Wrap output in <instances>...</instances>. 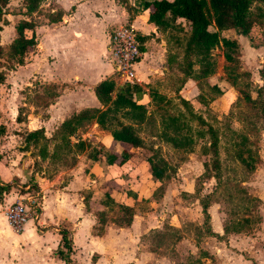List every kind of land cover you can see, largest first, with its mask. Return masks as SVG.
I'll return each instance as SVG.
<instances>
[{"label": "crops", "instance_id": "crops-1", "mask_svg": "<svg viewBox=\"0 0 264 264\" xmlns=\"http://www.w3.org/2000/svg\"><path fill=\"white\" fill-rule=\"evenodd\" d=\"M52 3L54 8L49 12L58 10L61 16L59 20L50 22L44 14L45 24H35L34 47H40L38 53L30 56V62L17 64L11 71L10 75H15L16 81H10L9 74L5 72L4 81L0 84V125L4 127L0 134V184L9 185V190L0 199V207L6 208L14 200L35 191L41 196L37 222L28 220L20 231L15 232L6 219L3 221L1 218L0 264H65L54 253L60 246V230H66L70 245L66 264H167V255L158 253L161 247L156 244L151 247L144 240L146 231H143L142 225L135 227L131 221L128 226L120 227L106 221L97 232L96 215L84 206L83 198L87 194L90 200L95 201L96 197L102 199L103 185L109 180L119 186L127 185L126 176L131 172L125 175L121 166H126L129 159L120 166L108 165L102 156L93 161L80 153L76 154L72 165L45 174L47 161L38 171L33 167L29 152L19 150V129L28 131L42 127L44 135L50 137L57 125L71 113L85 107H98L93 94L94 85L105 78L118 82L105 53L108 34L119 26L129 24L144 37L142 56L134 67L139 85L148 84L166 69L162 65L165 42L158 39L159 33L148 22L147 9L129 15L121 0H52ZM237 36L240 35L233 37L236 39ZM27 77L36 79L43 86L55 88L57 95L46 106L31 105L29 86L35 84L25 80ZM24 88L27 92L23 91ZM20 106L26 107L24 119L16 121ZM13 124L17 127L16 131H10ZM92 125L97 126L93 122ZM88 136L96 138L92 133ZM113 170L120 172L114 173ZM30 185H34V189H30ZM18 187L24 191L14 192ZM117 188L114 186L109 193L114 202L125 200L134 205L133 196L141 194L137 192L138 187L131 185L124 186L126 190L123 192H118ZM252 193L263 205L262 191L255 189ZM116 196L119 198L116 199ZM258 214L261 215L259 211ZM210 215L213 221L212 212ZM211 231L220 235L223 225L211 224ZM246 233L242 230L229 232L226 241L217 242L216 251L224 243L228 254H233L232 264H264V245L259 248L256 244L257 241H264V221L260 232H257L259 237ZM213 239L210 236V240ZM244 240L245 243L250 241V244L247 243L249 250L242 249ZM233 249L247 252L248 259H244L240 252L231 251ZM217 257L214 255L216 260Z\"/></svg>", "mask_w": 264, "mask_h": 264}, {"label": "trees", "instance_id": "trees-1", "mask_svg": "<svg viewBox=\"0 0 264 264\" xmlns=\"http://www.w3.org/2000/svg\"><path fill=\"white\" fill-rule=\"evenodd\" d=\"M10 0H0V32L2 25L6 23L4 19V7ZM41 0H24L23 7L26 15L31 16L40 8ZM141 9H147L148 22L152 23L158 33H168L177 31L183 33V37L175 38L181 44V62L178 70L181 75H177L172 81L173 97H167L157 91L154 87H148L147 92L144 87L137 83L124 82L116 85L112 79L105 78L97 82L93 87V94L98 102V107H85L77 112H73L65 117L53 130L50 137L44 135L42 127L33 130H23L20 132L21 143L19 150L29 152L33 158V167L41 170L40 163L45 161L46 172H54L57 168L67 167L74 163L76 154L83 153L90 160H97L100 156L104 157L106 164H116L118 166L125 163L131 156L130 149L145 148L146 143L141 135L145 126L154 129L157 137L176 150L184 152L190 151L194 143L193 135L202 137L207 135V143L201 148V154L208 156L202 162L203 168L210 172L206 173L207 178H213L216 184L222 175V164L219 158L220 134L217 128L208 124L204 118L193 111L190 103L179 95V91L187 79L196 82L199 91L202 89V80L214 72L215 60L211 55V50L219 44L222 46L223 59L231 63L233 67L239 64V44L234 37L220 35L221 31L232 30L235 35H240L253 43V31L255 28L261 30L264 25V0H141ZM50 22L59 20L61 12L58 10L47 13ZM213 26L214 29H209ZM15 35L8 46L7 57L14 59L16 64L22 65L27 62L26 55L28 50L36 44L35 23L31 19H20L14 26ZM142 42L144 37L139 36ZM262 43V41H260ZM167 43H165V46ZM261 45V44H260ZM255 46V45H254ZM143 51V47H140ZM3 48L0 44V58ZM170 62V59L166 60ZM11 68V67H10ZM228 75L231 77V85L237 87V74L229 69ZM239 75L248 76V71L241 72ZM260 84L254 86V96L245 88L249 87L251 81H243L244 88H237L244 102L253 109L252 115L260 123L253 127L255 130L264 134V57L258 69ZM5 78L4 72L0 69V84ZM46 86V91L42 93L41 106L46 104L57 95L56 89ZM49 87V88H48ZM48 88V90H47ZM52 91H51V90ZM213 93H218L219 89L215 85H210ZM52 92V93H51ZM149 96V105L153 110L148 109V104L142 102L144 94ZM50 94V95H49ZM176 100V102H174ZM198 100L204 103L203 96L198 94ZM32 101H29V103ZM35 105V104H34ZM36 106V105H35ZM25 108L20 106L15 120L24 119ZM95 123L101 130L109 133L113 143L122 145L119 152L107 148L100 142L91 143L86 139L76 137V132L88 123ZM195 123L198 128L193 130L191 123ZM4 127L0 125V134ZM255 132V131H254ZM258 132V131H257ZM239 137L238 143L242 149L235 151L236 160L248 167L249 171L254 169L255 162L252 158V149L249 146V136L244 133H234ZM51 143V145H49ZM50 146V147H49ZM127 147V148H126ZM150 155L144 158L147 164V172L155 187L152 195L159 198L164 188V182L171 178L173 167L166 161L160 153L159 147L148 146ZM243 153L246 156H243ZM69 155V158L67 156ZM50 166V168H49ZM209 168V169H208ZM47 175H50L48 174ZM205 177V176H204ZM202 176H198L199 180ZM31 179V178H30ZM30 182V180H28ZM109 185H103L102 199L98 202L89 199V194L83 198L84 206L92 210L97 218V232H100L102 225L106 222L105 215H102L99 207L111 208L115 206L118 211L117 219L114 224L122 227L128 226L135 213L134 205L128 201L114 202V198L109 195L110 188L116 185L112 180L107 181ZM34 185H30V189ZM9 190V185L0 184V199ZM118 192L126 189L123 185L118 186ZM180 197L189 194L181 191ZM210 193L204 197H199L200 213L202 216L203 232L223 241L229 232H238L242 226L249 222L247 217L241 220L238 227L223 226L222 234H215L211 231L210 215L208 213ZM129 195L128 193L126 194ZM134 195V194H133ZM196 198V197H195ZM252 207L256 208L260 203L258 198L252 199ZM154 233L158 232L152 230ZM60 246L54 253L66 264L70 252V245L66 238V230H60Z\"/></svg>", "mask_w": 264, "mask_h": 264}, {"label": "rangeland", "instance_id": "rangeland-1", "mask_svg": "<svg viewBox=\"0 0 264 264\" xmlns=\"http://www.w3.org/2000/svg\"><path fill=\"white\" fill-rule=\"evenodd\" d=\"M121 2L128 9L129 15L141 10L137 0H121ZM23 3L24 0H10L5 5L4 19L6 23L2 25L0 32V43L3 48V54L0 58V69L4 73L9 74L8 79L12 82L17 79L15 75L12 76L10 73L17 67V64L14 59L7 57V52L9 43L15 35L14 24L23 18L31 19L36 26L45 24L44 14L46 15L51 8H54L52 0H41V6L38 11L28 16L24 12ZM212 27L210 26L209 29H213ZM220 35L225 37L235 36L232 30L220 32ZM37 36L39 37L38 33ZM176 37H183V33L177 31L159 33L158 39H162L167 43L165 52H163L164 62H162L166 69L157 78L150 80L148 84L142 83L141 87L143 86L146 92L148 87H154L159 93L170 98L173 97L171 90L172 80L177 75H181L178 70L179 62H181V44L175 41ZM236 40L239 44L238 66L233 67L231 63L223 59L222 46L219 44V46L211 50V55L215 60L214 72L202 80L201 91L197 89L196 82L191 79H187L179 91V95L190 103L193 111L200 114L208 124H211L219 131V158L222 164V175L217 184L213 178L206 177L208 171L202 165V162L208 159V156L201 154V147L207 143L206 134L202 137L193 135L194 143L192 149L184 152L173 149L169 144L160 140L155 134L156 131L147 125L141 131L147 147L134 150L126 147L132 154L129 157L130 162L124 167L121 166V170L125 175L126 172H131L130 175L126 176L127 179L125 178L126 183L128 186L138 187L137 192H141V194H138L139 196H133L135 213L132 217V223L135 227L143 226V231H146L143 238L151 247L155 244L161 247L158 253L167 255L168 259L165 261L167 264L233 263L231 258L233 254H228L227 246H224V243L221 244L219 251L215 249L218 246L217 242H224L227 238L220 241L213 237L214 239L210 240V236L203 232L202 216L198 201L199 197H204L207 193L211 192L207 208L209 215L210 212L213 215V221L210 215V225L221 223L223 226L238 227L241 220L247 217L249 222L242 226L241 230L247 232V235L250 233L257 235L264 221V204L262 205L260 202L256 208L252 207V199L255 198L252 192L257 189L262 191L264 195V134L259 132V130L253 129L260 123L259 120L252 116L256 110L244 102L237 90V88H244L243 81H251L249 87L245 88V90L250 91L251 95L254 96V86L260 84L258 69L264 57V25L261 30L255 28L253 31V43L242 36H237ZM39 48L35 46L28 50L26 55L27 62H30L32 54L38 53ZM168 59H170L169 63L166 62ZM230 68L233 69L232 73L238 75L235 80L237 87L231 85V77L228 75V71L231 74ZM244 70L248 71V76L239 75ZM116 79L118 80L115 83L116 85L124 83L122 79ZM25 80L35 84V86H29L31 91L29 95L32 97L30 104L41 106L42 101L45 100L42 99V93L46 91V86L38 84L36 79L30 77ZM210 85H215L219 92L213 93L210 90ZM26 89L24 88L23 91L27 92ZM200 93L205 100L204 103L198 100V94ZM149 100V96L145 93L142 102L148 104L149 110H153V107L149 105ZM23 108L26 109V107ZM191 125L193 130L198 128L194 122ZM16 128L13 124L10 126V131H16ZM18 131H22V129ZM89 133L96 135V138L89 137ZM234 133L248 134L250 138L249 146L253 154L251 159L256 160L255 162L249 160V164L254 165L252 171H249L248 167L240 164L234 158L235 151L242 149L240 145H233V143L239 142V137L235 136ZM76 137L81 139L85 137L91 143L102 142L104 146L116 152L121 148L120 145L112 142L107 131L101 130L98 126L92 125V123L81 127L76 132ZM149 145L159 147L160 153L174 169L171 178L164 182V188L159 198H155L152 195L155 185L151 182V178L146 171L147 164L144 158L151 153L148 148ZM243 156L245 157L246 154L243 153ZM68 158L69 155L66 159ZM42 165H44V162L40 163V168ZM45 167H47L46 164ZM112 172L115 173L116 171L113 170ZM200 175L202 178L197 180L196 178ZM209 175L210 172H208ZM104 185L107 187L109 183L106 182ZM122 185L128 187L125 184ZM114 186L118 187L119 185ZM112 188H110V191ZM32 189H34V186ZM15 191L20 193L24 190L18 187L15 188ZM181 191H186L189 194L180 197L179 193ZM115 198L118 199L119 197L116 196ZM94 200L99 201L98 197L94 198ZM4 209V207H0V220L2 218L3 221L5 220ZM99 210L103 211L102 215H105L106 221L116 222L118 211L115 206L111 205V208L99 207ZM258 211L261 215L258 214ZM152 230L158 232L154 233ZM257 236L259 237L260 235ZM247 243L250 244V241L247 240L245 243L244 240L242 249H250ZM256 244L259 248L263 247L264 241H257ZM210 250H212V254H210ZM231 251L240 252L244 259H248L247 252L243 253L234 249ZM214 255L218 256L217 260Z\"/></svg>", "mask_w": 264, "mask_h": 264}, {"label": "built area", "instance_id": "built-area-1", "mask_svg": "<svg viewBox=\"0 0 264 264\" xmlns=\"http://www.w3.org/2000/svg\"><path fill=\"white\" fill-rule=\"evenodd\" d=\"M139 36L133 27L123 24L108 34L106 44L105 58L111 64L113 73L123 82L130 84H138L134 67L142 56V42ZM40 198L38 191H35L6 206L4 217L15 232L20 231L28 220L37 222Z\"/></svg>", "mask_w": 264, "mask_h": 264}, {"label": "water", "instance_id": "water-1", "mask_svg": "<svg viewBox=\"0 0 264 264\" xmlns=\"http://www.w3.org/2000/svg\"><path fill=\"white\" fill-rule=\"evenodd\" d=\"M23 175L28 178V176H26L25 174H23Z\"/></svg>", "mask_w": 264, "mask_h": 264}]
</instances>
